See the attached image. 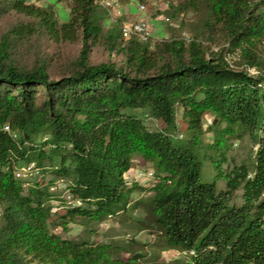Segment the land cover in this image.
Wrapping results in <instances>:
<instances>
[{
	"label": "trees",
	"instance_id": "16d2710c",
	"mask_svg": "<svg viewBox=\"0 0 264 264\" xmlns=\"http://www.w3.org/2000/svg\"><path fill=\"white\" fill-rule=\"evenodd\" d=\"M171 7L190 36H128L100 0L63 22L0 0V264H264V0Z\"/></svg>",
	"mask_w": 264,
	"mask_h": 264
},
{
	"label": "rangeland",
	"instance_id": "374dc122",
	"mask_svg": "<svg viewBox=\"0 0 264 264\" xmlns=\"http://www.w3.org/2000/svg\"><path fill=\"white\" fill-rule=\"evenodd\" d=\"M38 4L41 5H48L53 4L58 12V17L60 21H67L70 16V8H69V0H35ZM178 0H130L128 2H124L122 5V15H124L123 22L124 25L132 26L137 22H143L149 27L150 36L153 39H164L170 38L173 34H182L184 36L191 35L190 24L196 21V15L190 14H181L178 17L173 16V7L171 5H177ZM120 16V17H121ZM116 18H108L105 21L106 27L112 25L115 22L114 19ZM13 16H7L0 21V32L3 31L10 21H13ZM182 22L189 23V25L182 26ZM56 45L51 41H44L43 49L52 54L56 50ZM63 50L67 55L73 56L78 51L77 44H66L63 46ZM27 55V54H25ZM107 57V54L101 48H96L95 52L92 55V59L94 62L101 61ZM237 60V55H233L232 60ZM252 73H255L254 69L250 70ZM151 164L145 163L144 161H137L136 167L130 170L127 175L130 177V180L141 179L143 182L150 181V174L149 172L153 171ZM140 171H143V175L139 177ZM140 213V212H138ZM111 225H104L101 228L102 233L106 232L109 226ZM116 226L119 223H115ZM70 230L65 232L64 234L67 236H75L78 235L82 231V226L71 224ZM59 231H62L59 229ZM132 235V232L129 233ZM138 238L144 239L146 241H152V236L141 233L137 235ZM150 254H154L155 248L149 247ZM160 251L159 248H157ZM161 259H174L180 257L181 254L176 249H166L160 252H157Z\"/></svg>",
	"mask_w": 264,
	"mask_h": 264
},
{
	"label": "bare ground",
	"instance_id": "6f19581e",
	"mask_svg": "<svg viewBox=\"0 0 264 264\" xmlns=\"http://www.w3.org/2000/svg\"><path fill=\"white\" fill-rule=\"evenodd\" d=\"M100 2L108 8L112 17L116 18L121 16L123 9L119 0H100ZM123 31L128 36L136 34L143 39H149L151 37L149 33V27L143 22H137L132 26L123 25ZM32 167L33 165L28 167L26 170L29 171ZM142 172L143 171H140L139 177L142 176Z\"/></svg>",
	"mask_w": 264,
	"mask_h": 264
},
{
	"label": "built area",
	"instance_id": "2783aa9c",
	"mask_svg": "<svg viewBox=\"0 0 264 264\" xmlns=\"http://www.w3.org/2000/svg\"><path fill=\"white\" fill-rule=\"evenodd\" d=\"M144 173L142 172V175H143Z\"/></svg>",
	"mask_w": 264,
	"mask_h": 264
}]
</instances>
